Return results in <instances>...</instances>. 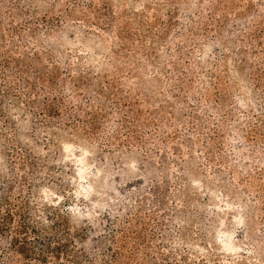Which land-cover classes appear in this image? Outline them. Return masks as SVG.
Here are the masks:
<instances>
[{"label":"rangeland","instance_id":"374dc122","mask_svg":"<svg viewBox=\"0 0 264 264\" xmlns=\"http://www.w3.org/2000/svg\"><path fill=\"white\" fill-rule=\"evenodd\" d=\"M9 207L81 264H264V0H0V264H38Z\"/></svg>","mask_w":264,"mask_h":264},{"label":"trees","instance_id":"16d2710c","mask_svg":"<svg viewBox=\"0 0 264 264\" xmlns=\"http://www.w3.org/2000/svg\"><path fill=\"white\" fill-rule=\"evenodd\" d=\"M25 208L27 209L28 206ZM26 209L19 213L16 210L13 211L12 208L9 207L6 208L4 213L6 220L3 223V228L9 231L13 229L11 225L14 217L16 215L22 217V221H20L15 228L16 235L12 238L15 249L20 255L26 259L37 261L38 264H47L50 258L56 260L63 258L69 261L68 263L81 264L82 259L88 258L86 254L79 255L73 251L70 238L62 240L59 237H53L47 241L42 239V228H38V226L29 220V213ZM9 223H11L10 226ZM54 238L57 239L54 240ZM39 244H41V247H38ZM70 258L72 259L70 260Z\"/></svg>","mask_w":264,"mask_h":264}]
</instances>
